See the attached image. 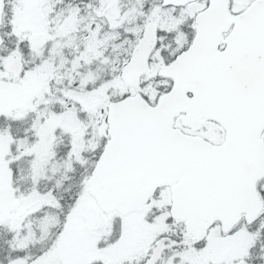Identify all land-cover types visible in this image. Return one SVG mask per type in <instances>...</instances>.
Segmentation results:
<instances>
[{
	"label": "snow or ice",
	"instance_id": "6c2138e0",
	"mask_svg": "<svg viewBox=\"0 0 264 264\" xmlns=\"http://www.w3.org/2000/svg\"><path fill=\"white\" fill-rule=\"evenodd\" d=\"M0 264H264V0H0Z\"/></svg>",
	"mask_w": 264,
	"mask_h": 264
}]
</instances>
